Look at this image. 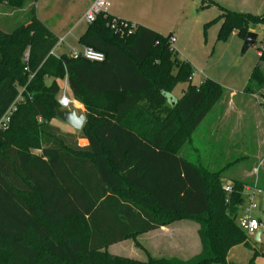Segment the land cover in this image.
Returning <instances> with one entry per match:
<instances>
[{
	"label": "trees",
	"instance_id": "16d2710c",
	"mask_svg": "<svg viewBox=\"0 0 264 264\" xmlns=\"http://www.w3.org/2000/svg\"><path fill=\"white\" fill-rule=\"evenodd\" d=\"M28 1L0 0L14 9ZM203 3L220 8L207 24L222 20L221 39L235 30L246 39L251 27L264 26V13ZM113 19L124 22L101 13L79 37L105 55L95 63L50 54L58 37L35 6L15 30L0 28V120L24 87V99L0 128V264H228L229 250L248 244L237 223L245 183L226 192L224 169L179 154L225 88L212 79L193 84L195 70L176 55L171 36L129 22L133 32L121 35L109 25ZM258 51L244 89L251 94L264 88V45ZM66 74L73 99L86 108L85 147L51 123L62 107L57 79ZM180 83L188 87L172 105L167 95ZM180 219L200 227L202 249L189 260L108 252ZM253 256L249 264H257Z\"/></svg>",
	"mask_w": 264,
	"mask_h": 264
},
{
	"label": "rangeland",
	"instance_id": "374dc122",
	"mask_svg": "<svg viewBox=\"0 0 264 264\" xmlns=\"http://www.w3.org/2000/svg\"><path fill=\"white\" fill-rule=\"evenodd\" d=\"M89 1L90 0H37L34 3L36 12L45 26L49 27L58 38L65 36L63 44L55 47V53H70L72 50H79L82 48V46H79L80 44L77 42V39L80 33L87 27L86 25H88L84 20V13ZM107 1L110 2L108 11L110 10L111 13L116 15L119 14V11L122 12L124 16L122 15L121 17H123V19L118 17L122 19V21L144 25L150 28L145 25V22H147V24L155 28L150 29L164 36L169 35L171 38L172 36L177 38L178 42L176 43L180 46V52L175 53L179 55L180 59H190L193 69L195 70L193 78L195 84L198 85L207 79H212L225 88V93L221 100H219V102L205 115V119L193 132L190 142L185 143L181 148L182 150L179 152L180 156L190 160L192 159L201 166L205 168L208 167L210 170L219 171L224 169L222 177L223 186L230 184L225 180V176L228 178L242 179L245 176L242 170L250 168V166H254V164L257 165L256 173L262 169V167H264V158L259 162L252 156L254 153L252 152L253 147H251L253 144L252 139L249 138L247 142H245V140L241 141L238 146L233 150L231 149L230 152H225V148H219V150H217L213 144L210 127L213 124L211 120L220 117L221 109L230 103L228 95H230L231 92L237 93L239 95L237 97L246 95L244 94V89L250 81L254 66L259 62L258 50L264 45V30L262 29L264 27L261 25L256 26L260 31L259 38L251 47L246 48L244 46L245 39L236 32L230 33L226 37L227 39L219 38L222 20L218 22L214 21L210 24L207 23L218 17L219 13H221L220 8L214 5H205L203 3L204 0ZM215 1L221 3L220 0ZM235 1L238 3L243 2L242 0ZM33 2V0H29L27 2V5L29 4L28 7H26V5L24 8L11 9L8 6L1 7L8 12L10 16L16 17L13 18V20L6 14H1L0 26L4 22V26L9 28V30L5 29L6 31L15 30L17 25L23 23L26 15L28 16L29 10L34 6V4H32ZM230 3H232L231 0ZM176 43L173 41L172 46ZM261 65L262 68H264V64ZM64 80L65 77L63 80L60 79L58 81L61 91H64V89H62ZM183 87H186L185 83L177 84L172 93L180 95V90ZM260 91L263 92L264 88L257 92H252V94H248L251 96L253 95L254 99L260 101ZM67 95L71 97L69 89ZM261 101L264 105L263 100ZM261 111L264 114V109ZM245 154H248L249 157L237 164V161L241 159L239 157ZM262 156L264 157V152ZM235 160H237L235 164H230L231 161L234 162ZM257 202L259 208H264L262 198H258ZM259 208L255 210L253 216L262 220L264 229V213ZM182 220L185 221V219L177 221ZM192 224L196 225L194 222ZM248 241L251 246L258 250L256 260L258 262H264V232L259 241H255L254 236L250 235H248ZM131 246H135L136 248H140V246L143 247V245L139 243L138 238H130L126 240V242L117 243V245L111 249L113 254H117L113 255L110 252V248H108V252L113 256H122L138 261H147L149 255L153 258L167 257H155L147 249L144 251L146 256L145 259H139L135 257L137 253L133 252L134 249L131 248ZM236 252L237 259L240 263L243 262V264H246L249 262L248 260L254 257L253 251L243 244H240Z\"/></svg>",
	"mask_w": 264,
	"mask_h": 264
},
{
	"label": "crops",
	"instance_id": "0c3cea01",
	"mask_svg": "<svg viewBox=\"0 0 264 264\" xmlns=\"http://www.w3.org/2000/svg\"><path fill=\"white\" fill-rule=\"evenodd\" d=\"M231 1H232V3H230V0H227V1L226 0H220L221 3L216 2V1L215 2L221 4L224 7H227L228 9H230L232 11L236 10V11L245 12V13L251 12L253 14H263L264 13V0H258V1H256V0H242L243 1L242 3L241 2L238 3L235 0H231ZM35 2L36 1H34L32 4H34ZM92 2H93V0H90L88 2L87 7L85 9L86 11H87L88 7L92 4ZM28 5L26 7H28ZM5 6H8L9 8H11L9 5H7L6 2L5 3L0 2V15L6 14L8 17H10V19L15 18L16 16L15 17L10 16L8 12H6L4 9L1 8V7H5ZM34 6H35V4H34ZM109 6H110V2H109ZM11 9H14V8H11ZM108 9H109V7H108ZM86 11L84 13V20H85ZM108 12L113 17H115L117 19H118V17L123 19V17H121L123 14L120 11H119L118 15L111 13L110 10ZM37 16H38V14H37ZM26 19H27V15L24 18L23 23L26 22ZM145 23H146L145 25L149 26L152 29H155L153 26L147 24V22H145ZM14 24H15V21H14ZM4 25L5 24L3 22V24L0 26V28H2L5 32H11V31H6L5 29L9 30V28L7 26H4ZM86 26L87 27L85 28V30H83V32H81L80 35L78 36L77 42L79 40V37L87 30L88 25H86ZM262 29L264 30V28H262ZM250 30L256 32L257 37L259 38L260 31L257 29L256 26L251 27ZM234 32L238 33L237 30H235ZM173 38L175 39V43L178 42L177 38H175V37H173ZM64 39H65V36L58 38V44L57 45H62ZM79 44H80V42H79ZM79 46H82V48L79 50H82L84 47H86V46H83L81 44ZM55 47L53 49H54V54H55L54 56H56V57H60L63 54L71 55L72 51H74V50H72L70 53H64V52L63 53L62 52L55 53ZM172 47L174 48L175 52H180V46L177 43L173 44ZM79 50H77V51H79ZM258 53H259V51H258ZM259 55H260V53H259ZM177 56L179 57V55H177ZM179 59H180V57H179ZM181 60L190 61V59H181ZM194 75H195V72L192 76V83L193 84H195L193 82ZM60 79L61 78L57 79V83ZM52 80H53V78H48V82H51ZM195 85H197V84H195ZM198 85H200V84H198ZM185 86L186 87H183L180 90V95H175L172 93V97L175 99H178L183 94V92L187 89V87H188L187 84H185ZM23 88L24 87H21V86L18 87V89L20 90V93L23 91ZM62 89H64V90L66 89L67 91L69 89V91L71 93V99H72L71 105L72 106L70 107V109H75L77 114H80V113L85 114L86 113L85 105L82 104L81 102H78V101L73 99L72 91L69 88V82H68V75L67 74L65 76L64 85H63ZM63 92L64 91L60 92L59 98ZM244 94H246V95L243 97H237L239 95L237 93L235 94L234 92H231L230 95H228L230 98L229 99L230 103L228 105L224 106L223 109H221L220 117H218L215 120H214V118H213V120H211V121H213V124L210 127V132H211V135L213 137V144L215 145V148H217V150H219V148H223V149L225 148V152H227V151L230 152L231 149L232 150L235 149L241 141L245 140V142H247L249 138L252 139L253 144L251 147H253L252 152H254L252 156L255 157L260 162L264 158L262 156V154L264 152V114L261 111L262 109H264V105L261 103V101L254 99L253 95L251 96L247 92H245V90H244ZM60 108H62V107H60ZM51 123L54 126L58 127L62 133H64V134L68 133V134L75 135L78 139V145L80 147L81 146L85 147V146L89 145V140L86 137H84V136L80 137V135L82 134L81 133L82 129L80 131L76 130L72 126L67 124L66 122L64 123L63 121L59 120L57 117L53 118L51 120ZM244 137H245V139H244ZM32 152L37 153V154L41 153L39 149H34ZM248 157H249V155L245 154L244 156L239 157L241 159H239L238 161L235 160L234 162L231 161L230 164H235L236 161L238 164L240 161L246 160ZM256 170H257V165L254 164V166L252 165V166H250V168H245L242 170V173H244V175H245L244 176L245 179L244 178H242V179H240V178H238V179L228 178L225 176V180L228 181V183H230L229 185H233L238 180L245 181V182H247V183L244 182L246 187H253V188L257 187L264 192V167H262V169H260L257 173H256ZM258 198H260V196L257 195V199ZM263 207H264V204H263ZM258 208H259V204H258V207L255 208V210H257ZM259 209H261V211L264 213V208H259ZM255 210L253 211V213H255ZM241 212H242V210L239 207V213H238L237 220H239L238 218H239V215ZM193 222L187 221V220L177 221V222L172 223L170 225H166V226L163 225L158 229L151 230V231H148L144 234L139 235L137 238H138L139 243L142 244L143 247L136 248L135 246H131V248L134 249L133 252L137 253V256H135V257L139 258V259H145L146 256H145L144 251L148 249L150 251V253L155 257L167 256V257H172V258H180L182 260L191 259L194 255L200 253V251L202 249V244L200 242L199 234H198V230L200 227L196 222H194V223H196V225L192 224ZM237 223H238V221H237ZM262 224H263V222L261 220V225ZM258 231L261 232L259 235V239L256 238ZM258 231L255 233V235H250V236H254L255 241L260 240V238L264 232L263 225H262L261 229H259ZM123 242H126V240L116 242L114 245H111L109 247L110 252H111V249L113 247H115V245H117V243H123ZM242 244L244 246L250 248L253 251V255H254V253L258 254V250H256L253 246H251L249 241H248V244H245V243H242ZM239 247H240V245H237V246L232 247L229 250L228 255H227L228 264H243V262L240 263V261L237 259V252L236 251L239 249ZM115 254H117V253H115ZM115 254H113V255H115ZM119 255H121V254H119ZM142 256H144V257H142ZM251 259L248 260L249 262H247L246 264H249ZM256 262H257V264H264V262H260V261L258 262L257 260H256Z\"/></svg>",
	"mask_w": 264,
	"mask_h": 264
},
{
	"label": "built area",
	"instance_id": "2783aa9c",
	"mask_svg": "<svg viewBox=\"0 0 264 264\" xmlns=\"http://www.w3.org/2000/svg\"><path fill=\"white\" fill-rule=\"evenodd\" d=\"M108 7H109V2L107 0H93L92 4L88 7L86 11L85 21L88 24H91L92 22H94V20L97 18L99 14L101 13H104L105 15L109 14ZM109 25H111L112 29H114L116 32H120V34L122 35H125V33L131 34L134 29V26L128 27L127 22H119L116 19H113ZM120 26H122L123 29L120 28ZM170 40L171 42L175 41L173 37ZM50 54L55 55L54 49L50 51ZM71 56L73 58H79L80 56L94 63L103 62L106 59L105 55L101 51L92 48L90 46H86L79 51L77 50L72 51ZM29 57H30V53L27 50L23 55V61L25 62V71H29V62H30ZM23 91L19 93L17 99L14 101V103L11 105L8 111L2 116L0 120L1 129L6 128L8 126L10 116L17 109L16 106L17 103L21 102L24 99ZM263 95H264V91L261 92V99L259 100L260 101L263 100L264 102ZM59 103L60 105H62L63 109L70 108L72 106L71 105L72 99L69 95H67L66 89L60 96ZM223 188L225 189L226 192H231L232 185H226L223 186ZM244 193L243 194L245 195V199L240 205V209L242 210V212L239 215L238 225L241 226V228L244 229L248 235H255V233L259 229H261L262 225H261V220L256 216L254 217L252 213L255 210V208L258 207L257 195L263 199V203H264V192L257 187L250 188L245 186ZM253 222L255 223V227H253Z\"/></svg>",
	"mask_w": 264,
	"mask_h": 264
},
{
	"label": "water",
	"instance_id": "95a60500",
	"mask_svg": "<svg viewBox=\"0 0 264 264\" xmlns=\"http://www.w3.org/2000/svg\"><path fill=\"white\" fill-rule=\"evenodd\" d=\"M257 33L250 30L246 36L244 46L246 48L251 47L252 44H254L257 41ZM168 102H170L172 105H174L176 99L172 97V94H168ZM56 117L63 121L64 123L66 122L70 126H72L76 130H81L84 123H85V114L80 113L77 114L75 109H70V108H60L58 107L56 109ZM260 231L257 232L256 238L259 239Z\"/></svg>",
	"mask_w": 264,
	"mask_h": 264
},
{
	"label": "clouds",
	"instance_id": "9594fccd",
	"mask_svg": "<svg viewBox=\"0 0 264 264\" xmlns=\"http://www.w3.org/2000/svg\"><path fill=\"white\" fill-rule=\"evenodd\" d=\"M253 227H255V223L253 222Z\"/></svg>",
	"mask_w": 264,
	"mask_h": 264
}]
</instances>
